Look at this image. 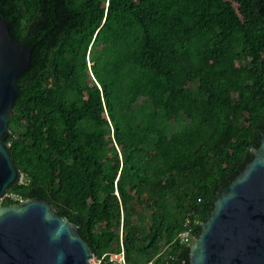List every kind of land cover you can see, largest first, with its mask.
<instances>
[{"label":"trees","instance_id":"trees-1","mask_svg":"<svg viewBox=\"0 0 264 264\" xmlns=\"http://www.w3.org/2000/svg\"><path fill=\"white\" fill-rule=\"evenodd\" d=\"M1 17L31 49L1 204L46 202L100 264L120 238L127 264H189L185 219L197 237L264 133V0H0Z\"/></svg>","mask_w":264,"mask_h":264},{"label":"water","instance_id":"water-1","mask_svg":"<svg viewBox=\"0 0 264 264\" xmlns=\"http://www.w3.org/2000/svg\"><path fill=\"white\" fill-rule=\"evenodd\" d=\"M31 49L15 42L0 18V264H91L93 254L77 227L44 201L1 204L21 174L5 143ZM253 159L221 191L190 245L189 264H264V133Z\"/></svg>","mask_w":264,"mask_h":264},{"label":"built area","instance_id":"built-area-1","mask_svg":"<svg viewBox=\"0 0 264 264\" xmlns=\"http://www.w3.org/2000/svg\"><path fill=\"white\" fill-rule=\"evenodd\" d=\"M22 182V175L19 180ZM14 200L17 198L13 197ZM195 226L196 222L191 221L189 218H186L183 224V230L177 236V241L179 244L184 245L186 247H190L195 237ZM102 259L106 260L108 264H127L125 259V254L123 250L122 240H119V249L115 252H108L102 256ZM101 259V260H102ZM93 264H100V261H97L94 257L92 259Z\"/></svg>","mask_w":264,"mask_h":264},{"label":"rangeland","instance_id":"rangeland-1","mask_svg":"<svg viewBox=\"0 0 264 264\" xmlns=\"http://www.w3.org/2000/svg\"><path fill=\"white\" fill-rule=\"evenodd\" d=\"M91 264H93L92 259H91Z\"/></svg>","mask_w":264,"mask_h":264}]
</instances>
